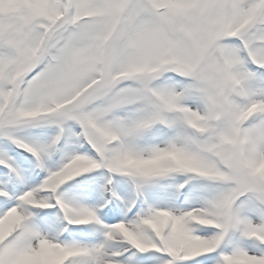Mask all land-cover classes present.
I'll return each mask as SVG.
<instances>
[{
  "label": "snow or ice",
  "instance_id": "obj_1",
  "mask_svg": "<svg viewBox=\"0 0 264 264\" xmlns=\"http://www.w3.org/2000/svg\"><path fill=\"white\" fill-rule=\"evenodd\" d=\"M0 264H264V0H0Z\"/></svg>",
  "mask_w": 264,
  "mask_h": 264
},
{
  "label": "rangeland",
  "instance_id": "obj_2",
  "mask_svg": "<svg viewBox=\"0 0 264 264\" xmlns=\"http://www.w3.org/2000/svg\"><path fill=\"white\" fill-rule=\"evenodd\" d=\"M17 151H19V149H17Z\"/></svg>",
  "mask_w": 264,
  "mask_h": 264
}]
</instances>
